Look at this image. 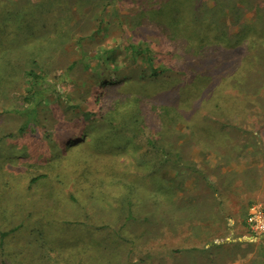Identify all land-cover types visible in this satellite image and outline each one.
<instances>
[{"label": "rangeland", "instance_id": "obj_1", "mask_svg": "<svg viewBox=\"0 0 264 264\" xmlns=\"http://www.w3.org/2000/svg\"><path fill=\"white\" fill-rule=\"evenodd\" d=\"M244 54V79L203 81ZM30 70L51 85L28 117ZM260 161L264 0H0V264H264L245 224L263 200L228 168Z\"/></svg>", "mask_w": 264, "mask_h": 264}, {"label": "trees", "instance_id": "obj_2", "mask_svg": "<svg viewBox=\"0 0 264 264\" xmlns=\"http://www.w3.org/2000/svg\"><path fill=\"white\" fill-rule=\"evenodd\" d=\"M197 34L198 33L195 34V36H197L196 38H198V40H199V41H197L198 44H199V46L197 48L202 50L201 51L202 57L206 58V59L207 58H211V59L216 58L219 54H217L216 57H215V53L210 55V54L204 53L203 49H205L206 46L212 45L213 43H215L216 40L214 39V36L217 38V35L211 34V33H202V36L200 37L199 34L198 35ZM170 36H171L170 39L171 38L172 39H176L177 35H170ZM177 39H178V37H177ZM242 40L243 39H240L239 42H242ZM192 45H194V44L192 43ZM129 48L131 49V53L132 54H135V55L139 54V55L143 56L144 58H146L148 60V62L150 64V67L152 69V73L155 76H158L160 74V72L164 70L162 67H156L154 65L153 53H152V51L149 48H144V49L143 48H139V47H137L134 44H129ZM222 56L224 57V55H222ZM211 59L209 60L208 72L206 71L205 76L203 77V81H208L209 83H210V76H213L214 72H218L216 74V76L218 74H220L219 79H217V81H215V82L221 83L222 79H230V76L233 74V72L235 70H237L235 76L240 78V79H244L248 74L251 73V69L254 68L252 54H244L243 57L238 59V61L235 60L236 63L233 61L234 64L232 65L230 70L228 72H224V73H220V71L222 69V66L220 65L222 63H220V62H222L224 59H219L218 58L219 60H216L220 64H218L217 62H214V65L215 64L219 65L218 68L213 66V64L211 62ZM257 69H258V67L256 66V70ZM214 70H216V71H214ZM28 75L31 77V82H30L29 87H28L27 95L24 98V102H25L24 103V107L20 111H21V113L23 115L29 117L31 115H36L37 114L39 105L41 104V101L43 100V95L45 94L44 92H46L49 89L48 87H50L51 83L50 82L47 83V77L48 76L46 75V73H38L35 70H30L28 72ZM206 76L207 77L209 76V79L205 78ZM46 84H47V86H46ZM117 85L118 84L115 83L111 87V90H114L116 87H118ZM209 87L206 88L205 91L208 92L209 99H212L213 98V92H215L214 91L215 85L210 84ZM46 93H48V92H46ZM218 93H219V95H218L219 97H217L218 102L213 103L211 105V107L212 108H218V109L230 107L231 106L230 100L231 99H235V97L228 99V101L222 102V100H220L221 91L219 90ZM139 98L141 100L142 99L144 100L143 97H139ZM140 99H135L133 101V104L137 103L138 101H140ZM149 100L157 101V98L154 95L150 94L149 95ZM157 106H160V107H163V108L166 107L163 104H160V105H157ZM135 108H137L136 110H141L140 106H136ZM135 108L132 107V109H135ZM109 123L111 124L110 120H109ZM26 124H28V123H26ZM26 124L22 126L21 132L24 130V127L26 126ZM86 144H88V143H86ZM71 152L77 158L83 159L85 161L84 162V164H85V173H90L92 168L96 167V164H93V162L90 161L89 157H87L88 155L86 154V152L82 151V148H78L77 151L73 150ZM90 165L92 166L91 169H89ZM98 172H103V174L105 173L104 175H105L106 179H110V178L114 177V173H113L114 169L111 170L110 167H104V165L99 167ZM11 232H13V231H11V230L10 231H1L0 230V240H1L0 244L2 246L4 245L3 241L5 240V238L8 235L11 234Z\"/></svg>", "mask_w": 264, "mask_h": 264}, {"label": "crops", "instance_id": "obj_3", "mask_svg": "<svg viewBox=\"0 0 264 264\" xmlns=\"http://www.w3.org/2000/svg\"><path fill=\"white\" fill-rule=\"evenodd\" d=\"M253 164L254 163H248L242 166V168L236 166H229L228 168L232 172H238L239 170L242 172V176L239 177L235 187L242 188L243 198H259L264 202V162L260 161V163L256 165ZM261 171H263L262 174Z\"/></svg>", "mask_w": 264, "mask_h": 264}, {"label": "built area", "instance_id": "obj_4", "mask_svg": "<svg viewBox=\"0 0 264 264\" xmlns=\"http://www.w3.org/2000/svg\"><path fill=\"white\" fill-rule=\"evenodd\" d=\"M245 223L254 236L264 234V203L262 201L257 200L250 204Z\"/></svg>", "mask_w": 264, "mask_h": 264}]
</instances>
